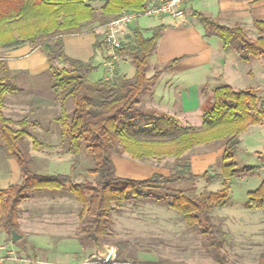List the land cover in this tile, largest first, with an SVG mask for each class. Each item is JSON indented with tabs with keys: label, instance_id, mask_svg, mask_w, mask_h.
<instances>
[{
	"label": "trees",
	"instance_id": "trees-1",
	"mask_svg": "<svg viewBox=\"0 0 264 264\" xmlns=\"http://www.w3.org/2000/svg\"><path fill=\"white\" fill-rule=\"evenodd\" d=\"M148 0H0V50L29 45L45 55L51 78V88L60 93L63 102L71 99L73 109L61 107L54 120L61 143L75 156L84 150L94 166L87 174L94 176L92 183H73L69 175H41L30 169L31 157L24 149L29 136L28 121H13L4 116L5 97L21 93L13 83V75L0 58V140L1 148L16 161L20 181L0 191V216L3 227L10 235L18 233L19 206L32 192L68 191L82 209L79 243L98 246L108 235L111 214L121 203L159 201L162 191L170 193L167 206L180 213L189 227L198 226L212 241L215 260L221 264V243L214 238L210 212L225 206L229 187L225 182L216 194L191 197L186 191L169 187L182 177L195 181L189 161L176 166L168 177L153 174L145 180H130L116 175L112 162L114 155L127 154L132 160L173 157L182 160L194 147L222 142L223 154L219 158L220 176L224 181L251 176L255 167L239 168L233 162L238 150L239 137L249 127L259 125L264 112L259 109L258 98L251 91H235L220 85L212 92L210 108L203 111L200 129L178 127L163 117L147 120L149 128L137 122L143 118L139 110L141 97L150 90L161 72L176 63L173 61L156 70L147 78L148 61L153 55L165 25L149 30L135 27L126 34L116 51L118 58L127 56L135 68L133 80H126L113 72L111 78L91 82V66L69 58L64 51L66 36L81 34L85 26L102 27L122 13L140 11ZM94 4H101L96 8ZM186 11V10H185ZM203 31L204 38L215 37L225 50L232 49L241 61L264 58V38L252 40L240 27H225L201 13L192 12ZM254 28L264 35V24L253 22ZM149 35L145 36L146 33ZM57 66H63L59 69ZM57 100V98H54ZM263 106V104H262ZM32 126H37L33 123ZM47 132V131H46ZM38 141L33 138V144ZM23 147V149H22ZM202 179H216L204 172ZM246 207L264 212V180L247 193Z\"/></svg>",
	"mask_w": 264,
	"mask_h": 264
},
{
	"label": "crops",
	"instance_id": "crops-1",
	"mask_svg": "<svg viewBox=\"0 0 264 264\" xmlns=\"http://www.w3.org/2000/svg\"><path fill=\"white\" fill-rule=\"evenodd\" d=\"M202 1L208 0L192 3L186 8L185 21L173 27L163 24L166 28L148 61L146 77H152L156 70L173 61L176 63L161 72L150 90L141 97L139 110L143 114V118L137 122L145 121L143 128H149L147 120L152 121L166 117L178 127L200 129L203 111L210 108L212 92L215 88L226 85L235 91L253 92L254 86L261 85L264 81V72L258 67L255 70L245 67L248 60L241 61L236 51L225 50L223 44L215 37L204 38L201 26L191 16L192 12L201 13L218 21L222 26L240 27L247 36H251L252 34L249 32L256 31L253 26L254 21L264 24V0H213V2L207 3L209 11L194 10L193 6ZM88 26H85L81 34L64 37V51L69 58L81 62L85 67L91 66L93 71L89 80L96 82L106 77L104 62L108 51L101 43L103 30L93 24ZM135 27L144 31L154 28L146 29L137 22L129 27L126 34H129L130 30ZM147 35H149L148 32L145 36ZM0 58L6 63L15 81L17 77L21 78V76L28 79L48 76L49 64L45 55L38 50H33L29 45L5 50L3 54H0ZM115 72L126 80H133L135 76V68L125 55L118 58ZM246 76L250 79L257 78V84L254 86L248 84ZM20 90L22 91V89ZM50 100L53 103L56 102L55 99ZM49 134V132L44 133V138L48 139V142L59 140L61 143L59 135L55 138ZM214 143L220 144V142ZM223 151L221 143L209 151L192 154L189 157L191 174L200 175L214 167ZM1 154L0 191L18 184L20 181L16 161ZM112 162L116 175L121 178L145 180L153 174L164 177L170 175L168 169L149 167L126 157L114 155ZM54 173L41 175L60 174L70 177L74 175L70 164L66 166L65 170L63 169L62 173ZM37 195L42 199H36L37 196L36 198L29 196L19 206L18 226L23 227L26 224V227L29 225L33 229L23 228L25 233H22L20 239H23L24 242L18 248L12 244L14 242H5V238L2 239L0 247L2 264H82L87 257H97L93 261L94 264L117 263V261L115 263L114 257L112 258L117 251L111 252L103 244L88 246L79 243V214L81 210L78 216L75 213L59 212L57 214L55 210L51 211L53 207L50 206L48 211H39L37 210L41 208L39 201H41L42 208L47 207L45 204H48L49 201L44 200L46 196H51L49 200L55 201H50V204L54 203L56 206H60L62 200L56 201L58 200L54 198L56 195H51V193L42 192ZM35 208L37 209L35 210ZM228 208L229 206L226 205L219 209V217L228 218L229 216L232 221L235 219L240 222L253 218V211L248 208H245L246 211L241 213L228 210ZM260 218V223L264 224L263 216ZM13 257L18 260H14ZM19 257H22L23 260H19ZM107 259L110 261H106Z\"/></svg>",
	"mask_w": 264,
	"mask_h": 264
},
{
	"label": "rangeland",
	"instance_id": "rangeland-1",
	"mask_svg": "<svg viewBox=\"0 0 264 264\" xmlns=\"http://www.w3.org/2000/svg\"><path fill=\"white\" fill-rule=\"evenodd\" d=\"M211 1L213 2V0L199 2L193 8L197 11L207 12L209 11L207 3ZM100 5L94 4L96 8H99ZM185 18L186 16L178 19L162 17L149 20L142 18L137 22L146 29L160 24L173 27L185 21ZM249 33L252 35H248V38L252 40L264 38V35L257 30ZM3 51L5 52V50H0V54H3ZM57 67L61 69L63 66ZM245 67L253 68V70L258 67L259 70L264 72V58H248ZM104 74H106L105 71ZM246 81L254 86L258 80L255 77L250 79L246 76ZM52 82L49 76L35 79H28L24 76L17 77L13 84L18 89H22V92L5 97L4 116L13 121L22 119L28 121L29 136L24 139L23 146L31 157L30 169L33 172L37 174L62 173L63 169L65 170L66 166L70 164L74 171V175L71 177L73 183H92L96 178L87 174V171L93 168L94 162L84 150L79 156H75L68 150L66 145L59 143L58 139L56 142H48V139L44 138L46 131L55 138L59 135L54 120L60 114L61 107H64L67 111L73 109L71 99L63 102L60 93L55 94L51 88ZM254 87L253 92L259 100V109L264 112V81L261 85ZM55 97L57 100L53 103L50 99ZM33 123H36L37 126L33 127ZM139 123L143 127L146 122L142 120ZM33 138L37 139V145L33 144ZM239 141L240 144L233 162L239 168L245 166L255 167L256 172H253V175L224 181L219 178L221 171L220 163L217 160L215 166L205 172H208L209 176H217L218 178L202 179L200 178L202 173L196 175L198 179L195 181L182 177L174 181L169 187L186 191V194L191 197H198L202 194L220 192L223 189L222 184L225 182L229 187V198L225 206L228 205V210L237 213L245 212V208L247 209V193L255 190L264 180V116L259 125L251 126L241 134ZM220 144L210 143L194 147L186 152L180 161H176L173 157H165L160 159L150 158L138 162L149 167L168 169L171 175L175 173L176 166L187 163L192 154L209 151ZM1 146L2 142L0 140L1 155L4 157L9 156ZM120 157L131 159L127 154ZM37 193L39 192H32L29 196H35V198L37 196L36 199H42L41 196V198H38ZM45 193L56 195L54 198L58 199L56 201L59 202L62 200V204L60 206H56L54 203L50 204V201L55 200H49L51 196H46L44 200L49 201L48 204H45L47 207L42 208L41 201H39L41 208H35V210L48 211L50 206L53 207L51 211L55 210L57 214L59 212L64 214L75 213L78 216L79 211L82 209L81 205L66 190ZM170 193L168 191L160 192L156 199L159 201L156 202L152 200L151 202L137 201L115 206V210L110 217L111 226L108 235L102 244L107 246L111 252L117 251L115 256H112L115 263L117 261L116 264H219L214 258L212 241L209 240V237L203 234L198 226L189 227L180 213L167 206L166 202L170 200ZM248 209L253 211V218H249L250 220L245 219L243 222L235 219L232 221L229 216L228 218L219 217V209H213L210 212L211 225L214 230L213 236L221 243L219 251L223 260L221 264H264V224L259 221L260 217L263 216L264 218V212ZM81 225L80 222L79 231ZM25 227L26 224L23 227L18 226V233L16 234L21 236L22 233H25L23 231ZM26 228L33 229L29 225ZM11 236L12 232L10 235L7 233L3 227V219L0 216V247L2 239L5 238V242H10ZM23 242V239H19L12 244L18 248ZM96 258L87 257L82 264H94L93 261ZM14 260L17 261L18 259L15 258ZM19 260H23V258L19 257ZM106 261L110 260L107 259Z\"/></svg>",
	"mask_w": 264,
	"mask_h": 264
},
{
	"label": "built area",
	"instance_id": "built-area-1",
	"mask_svg": "<svg viewBox=\"0 0 264 264\" xmlns=\"http://www.w3.org/2000/svg\"><path fill=\"white\" fill-rule=\"evenodd\" d=\"M198 1L201 0H148L142 10L122 13L100 27L103 30L101 43L108 51V56L104 62L106 78L113 76L115 64L118 61L116 51L120 48L121 40L128 32L130 26L142 18H181L184 16L186 8ZM2 261L0 257V264H2Z\"/></svg>",
	"mask_w": 264,
	"mask_h": 264
},
{
	"label": "water",
	"instance_id": "water-1",
	"mask_svg": "<svg viewBox=\"0 0 264 264\" xmlns=\"http://www.w3.org/2000/svg\"><path fill=\"white\" fill-rule=\"evenodd\" d=\"M19 239H20V236L17 235L15 232L12 231L11 241L12 242H16Z\"/></svg>",
	"mask_w": 264,
	"mask_h": 264
}]
</instances>
